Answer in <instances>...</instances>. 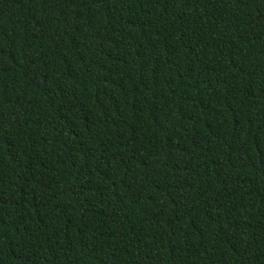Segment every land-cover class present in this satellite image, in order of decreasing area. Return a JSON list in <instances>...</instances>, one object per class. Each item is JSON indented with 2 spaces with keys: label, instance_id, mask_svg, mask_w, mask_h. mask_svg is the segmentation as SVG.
I'll use <instances>...</instances> for the list:
<instances>
[{
  "label": "trees",
  "instance_id": "1",
  "mask_svg": "<svg viewBox=\"0 0 264 264\" xmlns=\"http://www.w3.org/2000/svg\"><path fill=\"white\" fill-rule=\"evenodd\" d=\"M0 264H264V0H0Z\"/></svg>",
  "mask_w": 264,
  "mask_h": 264
}]
</instances>
